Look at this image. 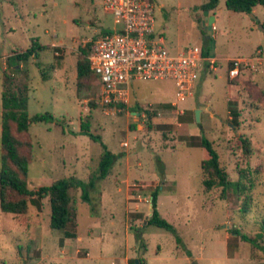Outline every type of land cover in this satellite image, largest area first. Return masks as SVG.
Listing matches in <instances>:
<instances>
[{
  "label": "rangeland",
  "instance_id": "obj_1",
  "mask_svg": "<svg viewBox=\"0 0 264 264\" xmlns=\"http://www.w3.org/2000/svg\"><path fill=\"white\" fill-rule=\"evenodd\" d=\"M205 1L152 0L154 29L172 53L207 45L216 69L201 73L183 102H176L172 81L137 80L121 105L102 101L97 80L87 91L76 90L79 47L112 25L101 0H0V96L6 72L28 84L29 117L55 118L31 123L23 137L32 145L28 189L71 176L87 181L102 147L80 127L98 135L116 156L98 191H90L91 203L79 189L70 190L64 230L73 238L50 228L46 196H33L20 215L0 210V264H264V7L238 13L218 0L208 12L214 16L208 33L199 7ZM32 39L45 47L38 58L8 60ZM234 58L246 63L230 78ZM137 105L138 116L132 113H138ZM202 136L218 151L228 179L234 182L243 172L251 188L242 194L226 188L222 195L221 187L203 191ZM155 188L158 212L172 229L147 224ZM245 194L250 203L242 212Z\"/></svg>",
  "mask_w": 264,
  "mask_h": 264
},
{
  "label": "trees",
  "instance_id": "obj_2",
  "mask_svg": "<svg viewBox=\"0 0 264 264\" xmlns=\"http://www.w3.org/2000/svg\"><path fill=\"white\" fill-rule=\"evenodd\" d=\"M218 0H206L199 7L202 10H213L217 7ZM256 5L264 7V0H225V7L228 10L238 13H249ZM109 33L102 31V35ZM92 42L86 43L84 47H79L76 60V90L77 92L87 91L92 81L97 80V75L90 69L88 61V52ZM203 55H211L207 45L202 47ZM45 49L37 40L32 39L31 46L20 52L15 51L13 55L8 57L13 64H17L21 60H27L30 56L38 58L39 52ZM37 67L39 62L35 63ZM25 74V73H24ZM42 78L44 72L41 70ZM132 84V83H131ZM28 84L26 81H17L11 74L4 72L2 79L1 91V131H0V210L2 212L20 215L26 212L28 202L33 196L48 197L50 207L49 226L52 229L64 230L70 222V190L79 189L80 197L86 203H91V192L98 189L97 183L105 178L114 163L116 156L102 142L98 135H93L84 127H80L82 134L88 135L92 140L99 142L102 152L98 160L97 168L91 173L87 181H82L76 177H65L57 179L47 186H40L37 190H29L26 185L28 166L32 160V145L28 139L23 137L29 135L28 127L31 123L53 122L54 117L49 113H36L28 116ZM122 105V104H121ZM140 107L135 106V110L140 113ZM234 117L238 116V112L231 108L230 111ZM150 114V110H146ZM21 136V137H20ZM200 145L203 148V158L200 162L201 169V186L204 192L221 187L222 195L226 188H233L238 194L245 193V190L251 188L245 185L242 179L246 178L241 172L240 177L236 181H230L226 172L220 166L219 154L212 142L202 136ZM242 147L246 154L250 153L249 142L242 140ZM157 189L151 193V215L147 220L148 225L172 229L173 226L160 216L157 205ZM98 191V190H97ZM250 203V196L245 194L242 205V212H247ZM261 230H264V219L261 222ZM234 233L239 234L238 230L232 229ZM64 236L73 238L74 234L64 230ZM261 237V234H258ZM244 241L255 243V240L241 235Z\"/></svg>",
  "mask_w": 264,
  "mask_h": 264
},
{
  "label": "built area",
  "instance_id": "obj_3",
  "mask_svg": "<svg viewBox=\"0 0 264 264\" xmlns=\"http://www.w3.org/2000/svg\"><path fill=\"white\" fill-rule=\"evenodd\" d=\"M101 7L112 17V25L105 27L109 33L93 41L87 58L106 104H126L129 86L137 80L172 81L176 102H183L192 95L200 74L216 69L217 58L203 55L197 45L168 50L163 35L154 29L152 0H101ZM245 63L232 59L228 76H237Z\"/></svg>",
  "mask_w": 264,
  "mask_h": 264
},
{
  "label": "water",
  "instance_id": "obj_4",
  "mask_svg": "<svg viewBox=\"0 0 264 264\" xmlns=\"http://www.w3.org/2000/svg\"><path fill=\"white\" fill-rule=\"evenodd\" d=\"M203 12H204V20L202 21V24L205 25L207 32L210 33L211 28H212L211 24L214 21V16L213 15L208 16V12H209L208 10H203ZM200 113L201 111L199 109L195 110V121L196 122H200Z\"/></svg>",
  "mask_w": 264,
  "mask_h": 264
}]
</instances>
